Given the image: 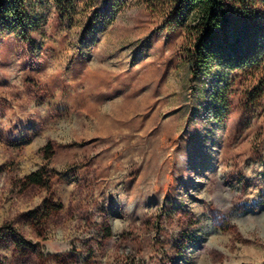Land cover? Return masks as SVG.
Instances as JSON below:
<instances>
[{"label": "rangeland", "instance_id": "obj_1", "mask_svg": "<svg viewBox=\"0 0 264 264\" xmlns=\"http://www.w3.org/2000/svg\"><path fill=\"white\" fill-rule=\"evenodd\" d=\"M23 3L0 27V264H264V2L228 1L196 75L180 0Z\"/></svg>", "mask_w": 264, "mask_h": 264}, {"label": "trees", "instance_id": "obj_2", "mask_svg": "<svg viewBox=\"0 0 264 264\" xmlns=\"http://www.w3.org/2000/svg\"><path fill=\"white\" fill-rule=\"evenodd\" d=\"M24 0H0V27L24 29L27 21V11ZM229 0H180V6L187 12L196 11L199 16L197 29L198 43L192 56L190 71L196 75L199 68L207 67L211 62V48L218 35L226 33L233 19ZM263 1L264 0H260ZM252 65L262 66L264 57L253 58ZM47 151L51 149L46 148ZM44 177L41 172L27 177L30 186L44 187Z\"/></svg>", "mask_w": 264, "mask_h": 264}]
</instances>
